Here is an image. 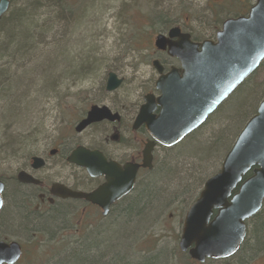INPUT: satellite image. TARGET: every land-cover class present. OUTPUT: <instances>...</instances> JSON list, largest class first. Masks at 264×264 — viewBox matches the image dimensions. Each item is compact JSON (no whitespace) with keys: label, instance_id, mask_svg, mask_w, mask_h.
I'll use <instances>...</instances> for the list:
<instances>
[{"label":"rangeland","instance_id":"obj_1","mask_svg":"<svg viewBox=\"0 0 264 264\" xmlns=\"http://www.w3.org/2000/svg\"><path fill=\"white\" fill-rule=\"evenodd\" d=\"M241 1L224 0L222 2L224 7L220 8L217 0H85L83 5L87 4L88 7L85 6L83 9L87 10L70 18L75 20L72 24L73 28L77 27V30L74 33L69 32L59 48L67 51V57L85 52L95 59V66L87 79L81 82L74 81L68 86L60 84L57 89L47 90L41 78L35 75V70L41 67L40 62L32 64L30 58L13 62L12 59L3 57L0 63L1 68L10 72L7 78H0V178L15 177L19 166L25 165L30 157L57 147V140L69 135L71 130L74 131L78 122L93 105L107 106L117 112L124 111L129 121L133 116L136 117L137 106L142 103L147 92L151 91L150 80L156 78L151 62L148 60V54L152 53L151 45L158 32L172 23H182L185 18L196 19L197 26H207L208 21L211 22L218 16H222L224 21L226 15L241 11ZM245 1L246 8L255 2V0ZM24 2L25 0H13L11 4L10 1L7 14L19 9ZM151 13L154 19L150 17ZM39 14L41 13L38 12ZM41 16H38V20L44 22ZM156 17L162 19L159 20ZM42 51L47 50L42 49ZM51 59L55 61L57 57L53 56ZM64 60L66 59L58 58L61 64ZM109 73H114L119 79L124 80L122 86L113 93L106 92ZM14 80L18 84L13 89L10 88V84ZM262 84H264V63L251 81V85L262 86ZM259 89L260 94L256 97V102L252 100L250 108L245 109L250 112L249 115L244 121H239L231 136L233 142L248 120L256 114L264 99V86ZM243 103H245L244 99L242 103L234 107L233 111L237 115ZM125 114L124 118H126ZM211 128L208 126L203 129L202 140L210 138ZM102 131V126L95 127L84 133L82 138L87 137V134L97 135ZM126 145L127 142L123 140L120 144H116V148L123 149ZM179 147L180 145L173 149L158 147L154 154V168L144 179L147 180L165 164H170L172 181H168L169 177L162 178L157 187L163 188L168 194L180 192V197L168 202V205L148 224H141L134 242L132 241L129 247L124 242H120L119 253L127 251L133 258H146L160 251L161 255L166 257L167 264H190L189 261L174 255L175 250L179 249L184 219L189 207L202 191L204 183L220 171L226 154L221 153L219 159L214 162V166L203 173L196 174L194 180L190 181L188 178L194 176L193 169L200 163L187 159ZM131 148L138 152L140 149L138 142L134 141ZM185 151L188 154H194L198 149L188 147ZM159 175L160 172L156 173L154 178L158 179ZM62 176L64 173L58 170L52 179L58 180ZM188 185L193 190L192 193L184 189ZM258 218L264 221V208L258 214ZM254 220L255 218L249 223L247 244L254 239ZM74 225L76 226L77 223L75 222ZM84 226L82 229L86 232L87 227L84 228ZM4 229L7 233V229ZM93 233L95 231H90L85 240ZM18 234L20 235L17 238H12L15 236L7 233L9 238L6 239L18 241L24 246L26 257L19 264H33V262L42 264L46 260V253L53 256L55 251L63 250L59 248V244L63 237L68 236L61 232L56 234L54 240H50L45 235L34 232ZM72 234L74 235V232ZM262 234L264 237V228ZM55 248L59 249L55 250ZM261 248L257 253L250 254L242 264H264V245ZM243 253L242 249L238 256H242ZM238 256L233 261H210L206 264H236ZM35 258L36 260L33 261Z\"/></svg>","mask_w":264,"mask_h":264},{"label":"water","instance_id":"obj_2","mask_svg":"<svg viewBox=\"0 0 264 264\" xmlns=\"http://www.w3.org/2000/svg\"><path fill=\"white\" fill-rule=\"evenodd\" d=\"M10 8V0H0V22ZM178 38L179 41L171 42ZM217 41L194 44L189 35L177 29L169 37L160 35L156 47L168 49L171 57L182 64V76L172 71L160 74L156 88L161 95H147L134 122V129L145 126L151 141L143 151L141 166L128 164L121 168L107 164L103 154L79 148L69 162L85 168L91 176H105L107 183L92 194L54 186L62 199H84L99 205L105 215L110 206L128 195L135 187L140 167L152 169L156 145L173 148L195 132L232 94L247 81L264 61V0H256L247 17L227 20L217 33ZM201 48V49H200ZM109 73L106 92L113 93L123 84ZM159 113L157 114V109ZM108 107L92 106L86 118L76 127L81 133L103 121L119 120ZM34 167L42 160L33 158ZM252 175L245 178L249 173ZM18 180L25 184L37 181L24 172ZM4 183L0 180V212L3 208ZM264 202V99L256 114L245 124L224 158L220 171L204 184L198 199L186 213L179 247L199 263L208 259L223 260L236 254L247 235L246 222L255 217ZM23 249L17 242H0V264H17Z\"/></svg>","mask_w":264,"mask_h":264},{"label":"trees","instance_id":"obj_3","mask_svg":"<svg viewBox=\"0 0 264 264\" xmlns=\"http://www.w3.org/2000/svg\"><path fill=\"white\" fill-rule=\"evenodd\" d=\"M10 1L12 4L13 0ZM84 1L25 0L19 9L4 16L0 22V63L3 57H8L13 62L25 58L32 59L30 61L32 64H34L33 62H37V64L40 62L41 67L35 70V75L41 78V82L47 86V90L57 89L60 84L68 86L74 81L81 82V80L87 79L95 66V59L85 52L67 57V51L65 52V49L59 48L60 43L65 41L67 34L71 31L74 33L77 30V27L73 28L72 24L75 20L70 18L76 17L77 13L82 14L87 10L83 9L85 6L88 7L87 4L83 5ZM38 12L41 14L38 15ZM40 15L44 18V22L38 20ZM150 17L154 19L152 13ZM156 19L160 20L162 18L156 17ZM42 49L47 51L43 52ZM59 49L60 51H58ZM53 56L57 57L55 61L51 59ZM58 58H65L66 60L61 64ZM9 72V70L1 68L0 64L1 79L7 78ZM254 75L245 81L201 128L179 144V149H181L182 154L187 156V159L200 163L198 167L193 169L194 176L188 178V180H194L196 174L203 173L214 166V162L219 159L221 153L222 155L227 154L233 146L234 142L231 140V136L235 132L237 124L239 121H244L249 115L250 112L245 109L250 108L253 101L256 102V97L260 94L259 88L264 86V84L262 86L251 85ZM17 84L18 82L14 80L11 82L10 88L14 89ZM243 99L245 100L244 107L240 108V113L237 115L233 109L237 104L242 103ZM208 126L212 127L210 138L202 140L203 129ZM216 127L218 130H213ZM188 147H194L198 151L194 154H188L185 151ZM158 172H160L159 178L155 179L154 175ZM172 176L171 165L165 164L147 180L141 181L134 194L117 208L109 221L92 224L79 237H63L59 244V248L63 250L61 252L55 251L53 256L46 253V260L42 264H167L166 257L161 255L160 251L154 256L133 258L127 251L119 253L118 246L120 242H124L129 247V244L132 241L134 242L141 224H148L168 205V202L180 197V192L175 191L168 194L163 188L157 187L160 185L162 178L167 179L169 177L170 180L168 181L171 182ZM14 189V191L11 190L9 195V207L2 215V217L6 216L4 228L22 234L33 232L43 234L50 240H54L56 234H60L66 229L67 224L64 217L66 207H57L45 216L28 214L23 207L22 197L20 196L22 189L17 187H14ZM184 189L191 191V193L193 191L189 185ZM253 223L254 239L247 244V238L243 247L244 253L242 256L245 259L250 254L260 251L264 245L262 234L264 221L258 218L257 215ZM90 231H95V233L85 240ZM59 248H55V250ZM174 255L189 261L190 264L194 263L186 254L180 253L179 249L175 250ZM25 257L26 251L23 259ZM35 260L36 258L33 261ZM33 264L35 263L33 262Z\"/></svg>","mask_w":264,"mask_h":264},{"label":"flooded vegetation","instance_id":"obj_4","mask_svg":"<svg viewBox=\"0 0 264 264\" xmlns=\"http://www.w3.org/2000/svg\"><path fill=\"white\" fill-rule=\"evenodd\" d=\"M223 1L224 0L218 2L220 8L224 7V5L222 4ZM241 4V11L237 14L226 15L227 17L224 21H222V16H218L211 22L208 21L207 26H197L196 19L194 20L185 18L182 23L175 22L169 25L164 30H161L160 32H158L157 36L163 35L168 38L169 33L173 29H177L181 35H189L191 43L202 44L206 41L216 42L217 33L222 29V26L226 20L237 19L239 17L247 16L250 12L251 7L253 6L252 4H250L246 8L245 0H242ZM155 41L156 38L152 42V53L150 52L151 54H148V60H150L151 62L153 72L156 75V80H150V82L152 83L151 91L147 92L146 95L151 94L155 97H159L161 93L156 88V82L159 79L160 74L155 68L154 62L159 63L158 67L162 69V75H168L172 71H176V74L182 76V64L179 59L171 57L169 55L168 49H158L155 45ZM170 41L177 42L179 41V39L175 38L171 39ZM145 96L142 99V103L137 106L138 111H136V116L139 113L141 106L144 104ZM109 109L112 111L113 114H118L120 119L114 122L103 121L100 123L93 124L81 133H77L75 128L74 131L71 130V133L69 135L62 137L61 139L59 138V140H57V147H53L50 150L47 149L46 151L37 156L30 157L25 165H23L22 167L19 166L15 177L13 176L7 179L0 178V180L4 183V192L2 195L3 208L0 212V242H5L8 244L11 242H18L8 241L6 239L9 238V236L6 235L7 233L11 236H15L12 238H17L18 235H20L14 231L8 230V232L6 233L4 229L5 218L2 217L3 212H5V210L9 207V195L11 190H15L14 187L22 189V193L20 194V196L22 197L23 207L26 213L28 214H37L39 216H45L50 214L57 207H66L64 217L67 223V227L63 231V233L68 235L67 238H76L81 236L84 230L82 229L83 225H85V228L91 226L93 223L96 222L106 223L116 212L117 208H119L125 201L128 200V198H130L134 194L139 184L142 180H144V177L147 175V173L150 172V170L142 168L139 169L134 189L125 197L114 202L110 206L106 215L105 211L99 205L91 203L87 200L72 198L62 199L58 196V192H62L63 188L57 187L58 192L54 191V186L58 185L59 187L67 188L73 192L92 194L107 183L105 176H91L85 168L77 167L76 165H73L69 162V158L72 153L79 148H84L90 151H98L103 154L107 164H116L119 165L121 168L126 167L128 164L138 166L142 165L143 150L145 144L148 141L152 140L146 127L142 126L138 129H134V122L136 117L133 116V118H131V120L129 121L127 120V115L124 113V111L117 112L111 108ZM159 110L160 109L158 108L156 111L157 114L159 113ZM87 113L82 117V119L78 123L82 122L86 118ZM124 114L126 118H124ZM124 123L126 124L124 125ZM98 126L103 127L102 133L99 132L97 135L90 133L87 134V137L82 138V135L84 133ZM123 140L127 142V145L123 149H117L116 144H120V142H122ZM134 141H137L140 147V149H138V152H135L134 149L131 148L132 144H134ZM91 142H93L94 145ZM158 147L159 146L154 149L153 157L155 154V150ZM33 158H40L43 161L41 168L34 167ZM58 170L62 171V173H64V176H62L58 180L52 179L54 175L58 173ZM21 172H24L27 175L33 177L37 181V183H21L18 180V175ZM74 219H76V226L74 225L75 222L72 224ZM72 232H74V235L72 234ZM15 233L17 235H15ZM19 244L23 248L24 256L25 248L21 243ZM244 244L245 243H243V245L235 255L228 259H225L224 261H233L234 258L238 256V253L243 249ZM238 257L239 258L238 260L236 259L235 263L242 264L245 261L244 256ZM210 261L214 262L220 260H207L206 262ZM192 262L197 263L193 260ZM206 262L203 264H206Z\"/></svg>","mask_w":264,"mask_h":264}]
</instances>
